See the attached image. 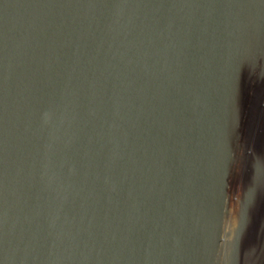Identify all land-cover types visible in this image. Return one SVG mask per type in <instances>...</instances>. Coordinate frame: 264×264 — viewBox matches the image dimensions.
<instances>
[{
  "label": "water",
  "instance_id": "95a60500",
  "mask_svg": "<svg viewBox=\"0 0 264 264\" xmlns=\"http://www.w3.org/2000/svg\"><path fill=\"white\" fill-rule=\"evenodd\" d=\"M0 264H264V0H0Z\"/></svg>",
  "mask_w": 264,
  "mask_h": 264
}]
</instances>
